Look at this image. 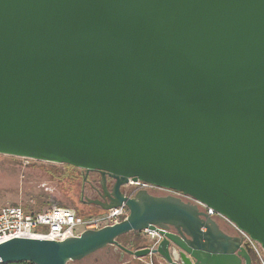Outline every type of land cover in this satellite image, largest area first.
Masks as SVG:
<instances>
[{
    "label": "water",
    "instance_id": "obj_1",
    "mask_svg": "<svg viewBox=\"0 0 264 264\" xmlns=\"http://www.w3.org/2000/svg\"><path fill=\"white\" fill-rule=\"evenodd\" d=\"M0 154L100 171L102 211L64 241L12 239L0 264H69L109 247L168 264H255L264 249V0H0ZM154 231L131 249L122 236Z\"/></svg>",
    "mask_w": 264,
    "mask_h": 264
},
{
    "label": "rangeland",
    "instance_id": "obj_2",
    "mask_svg": "<svg viewBox=\"0 0 264 264\" xmlns=\"http://www.w3.org/2000/svg\"><path fill=\"white\" fill-rule=\"evenodd\" d=\"M73 170L76 171L75 168ZM79 169H77L78 172ZM70 165L51 164L25 158L0 154V209L9 206H21L27 211L36 212L61 208L75 212L80 203V185L69 190L68 173ZM234 233L233 228L229 225ZM144 233H131L118 239L119 243L135 249L139 246L136 237ZM144 241V240H143ZM157 239H153L156 242ZM131 243L133 246H130ZM142 246H145L142 243ZM115 247L103 249L80 262L69 264H149L147 258L135 259L125 255Z\"/></svg>",
    "mask_w": 264,
    "mask_h": 264
},
{
    "label": "built area",
    "instance_id": "obj_3",
    "mask_svg": "<svg viewBox=\"0 0 264 264\" xmlns=\"http://www.w3.org/2000/svg\"><path fill=\"white\" fill-rule=\"evenodd\" d=\"M128 185L133 188L132 193L126 196L132 198L138 191L145 190L157 196L161 193L175 196L184 202L197 205L211 217L221 219L230 225L234 234L247 243L257 264H264V249L247 233L240 230L235 224L220 216L213 209L208 208L200 201L167 188L158 187L142 181L129 180ZM129 209L124 203L121 207L114 208L100 216L84 219L70 210L53 208L44 211L30 212L21 206H9L0 209V244L12 239H38L48 241H64L70 237L79 236L86 230H98L105 226L115 225L127 219ZM151 239H157L152 243V249L157 248L159 236L156 232L145 230L143 232Z\"/></svg>",
    "mask_w": 264,
    "mask_h": 264
},
{
    "label": "flooded vegetation",
    "instance_id": "obj_4",
    "mask_svg": "<svg viewBox=\"0 0 264 264\" xmlns=\"http://www.w3.org/2000/svg\"><path fill=\"white\" fill-rule=\"evenodd\" d=\"M76 173L78 174L77 179V185H80V203L78 206H76V209L78 212L81 213H88L93 211H101L100 206H95L92 204H89L87 202L88 199L91 200H101L104 201V203H107V199L104 200V197H106V191L107 193H110L113 188L116 185V180L113 179L110 175H106V191L103 189L102 181L103 176L100 171H94L89 172L79 169ZM121 191L125 194L132 193L133 188H131L128 184L120 187ZM158 197H166L169 196L166 193H161L157 195ZM146 238V237H143ZM160 240V239H159ZM108 249V248H106ZM120 257L124 258L122 256V253L120 254ZM152 264H168L165 260H163L159 255L153 256ZM254 263L257 264V262L254 259Z\"/></svg>",
    "mask_w": 264,
    "mask_h": 264
},
{
    "label": "trees",
    "instance_id": "obj_5",
    "mask_svg": "<svg viewBox=\"0 0 264 264\" xmlns=\"http://www.w3.org/2000/svg\"><path fill=\"white\" fill-rule=\"evenodd\" d=\"M70 168H71V171H70V173L67 174L68 175L67 178H68L69 185H70L69 186V190H73L77 186L78 174L75 172V170H73L74 167L70 166ZM78 213L80 214L78 216H80V217H82L84 219H89V218H93V217H96V216H100V215L104 214L105 212L101 210V211L88 212V213H84V214L81 213V212H78ZM136 234L139 235V233H136ZM136 239H137V242L141 241V243H139V246L138 247L136 246L135 249L142 248L143 247L142 243L144 242L143 238L142 237H139V238L136 237ZM132 244H134V243H131L130 246H133ZM122 245L129 247L128 245H125V244H122ZM8 264H33V263L20 262V263H8Z\"/></svg>",
    "mask_w": 264,
    "mask_h": 264
},
{
    "label": "crops",
    "instance_id": "obj_6",
    "mask_svg": "<svg viewBox=\"0 0 264 264\" xmlns=\"http://www.w3.org/2000/svg\"><path fill=\"white\" fill-rule=\"evenodd\" d=\"M218 221H219L220 225L222 226V228H223L226 232H228V233H230V234H234V233L232 232V230L230 229L229 225H228L225 221H223V220H221V219H218Z\"/></svg>",
    "mask_w": 264,
    "mask_h": 264
}]
</instances>
